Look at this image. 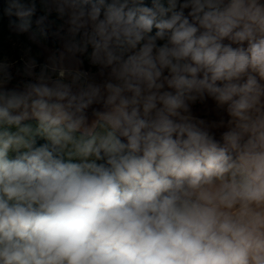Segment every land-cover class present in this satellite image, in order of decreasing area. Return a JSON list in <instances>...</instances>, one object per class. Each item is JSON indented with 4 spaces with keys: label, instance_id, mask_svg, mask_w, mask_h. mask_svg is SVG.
I'll use <instances>...</instances> for the list:
<instances>
[{
    "label": "clouds",
    "instance_id": "obj_1",
    "mask_svg": "<svg viewBox=\"0 0 264 264\" xmlns=\"http://www.w3.org/2000/svg\"><path fill=\"white\" fill-rule=\"evenodd\" d=\"M5 27L0 264H264V0H0Z\"/></svg>",
    "mask_w": 264,
    "mask_h": 264
},
{
    "label": "rangeland",
    "instance_id": "obj_2",
    "mask_svg": "<svg viewBox=\"0 0 264 264\" xmlns=\"http://www.w3.org/2000/svg\"><path fill=\"white\" fill-rule=\"evenodd\" d=\"M6 36H7V32L4 33V36L1 38L0 41L3 42V47H4V49H5L6 51H9L13 56H15V53H12V52H11L10 46H9V44L7 43L6 39H4ZM22 39H23V38H22Z\"/></svg>",
    "mask_w": 264,
    "mask_h": 264
},
{
    "label": "trees",
    "instance_id": "obj_3",
    "mask_svg": "<svg viewBox=\"0 0 264 264\" xmlns=\"http://www.w3.org/2000/svg\"><path fill=\"white\" fill-rule=\"evenodd\" d=\"M5 25H6V21H5ZM7 32V29H6V27L4 28V30H3V34L2 35H0V40H1V38L4 36V33H6ZM87 64V62H85V65Z\"/></svg>",
    "mask_w": 264,
    "mask_h": 264
},
{
    "label": "crops",
    "instance_id": "obj_4",
    "mask_svg": "<svg viewBox=\"0 0 264 264\" xmlns=\"http://www.w3.org/2000/svg\"><path fill=\"white\" fill-rule=\"evenodd\" d=\"M88 65L86 64L85 65V67H87ZM197 112L199 113V114H203V112L200 110V109H197Z\"/></svg>",
    "mask_w": 264,
    "mask_h": 264
}]
</instances>
